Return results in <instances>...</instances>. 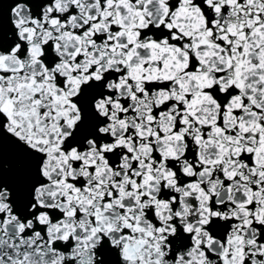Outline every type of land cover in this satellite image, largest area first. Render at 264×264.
Here are the masks:
<instances>
[{
  "label": "snow or ice",
  "instance_id": "obj_1",
  "mask_svg": "<svg viewBox=\"0 0 264 264\" xmlns=\"http://www.w3.org/2000/svg\"><path fill=\"white\" fill-rule=\"evenodd\" d=\"M0 264H264V0H0Z\"/></svg>",
  "mask_w": 264,
  "mask_h": 264
}]
</instances>
